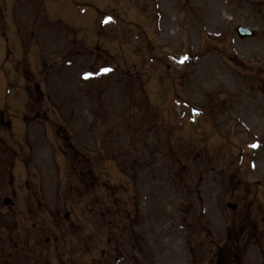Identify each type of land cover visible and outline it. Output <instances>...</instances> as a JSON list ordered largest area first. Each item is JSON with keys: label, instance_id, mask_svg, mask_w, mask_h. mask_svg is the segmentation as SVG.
<instances>
[{"label": "rangeland", "instance_id": "obj_1", "mask_svg": "<svg viewBox=\"0 0 264 264\" xmlns=\"http://www.w3.org/2000/svg\"><path fill=\"white\" fill-rule=\"evenodd\" d=\"M190 6L192 13L183 10ZM106 11L112 20L100 25L98 12ZM56 17L65 21L68 30L59 28ZM238 25L254 28V36L239 39L233 30ZM68 49L72 54L64 59L75 54L79 59L69 76L57 80L56 72L66 68L47 66L55 65L56 57ZM80 50L82 55H78ZM184 53L188 60L178 66ZM236 62L242 65L236 67ZM102 64L114 67L109 77L97 73L92 87L90 82L76 81L78 71ZM46 67L56 86L52 92L54 85L42 84ZM123 68L135 70L134 78L156 84L151 83L145 94L142 82L135 86L140 92L128 99L120 82ZM132 82L127 85L130 89ZM217 87L224 91L226 102L214 99L221 97L213 94ZM78 90L83 91L76 94ZM88 93V108L95 107L92 113L97 116L89 133L85 125L69 123L55 104L67 110L71 94H75L73 100L82 101ZM142 94L149 102L143 108ZM176 101L181 104L174 108ZM183 101L189 102V109L195 101L207 114L215 111L211 121L222 139L206 121L189 126L197 118L190 121L186 114H178V110L191 112ZM35 112L43 118L37 120ZM134 112L142 120L137 129H144L138 136L149 142L143 151L135 146L139 145L136 134L122 133V118ZM156 116L165 127L175 125L173 134L158 129ZM114 124L120 129L108 135L106 127ZM0 135V210L5 221L0 222V264H211L214 243L236 235L234 228L238 244L249 227L258 234L264 232V223L256 216L251 219L244 214L249 223L236 224L241 218L239 206L251 216L255 212V205L251 209L247 204L251 186L242 196L245 191L236 189V183L245 182L246 187L259 181V193L264 192V0H185V4L181 0H0ZM129 140L130 152L125 148ZM251 140L259 144L252 147ZM157 146L141 176L143 170H139L149 162V148ZM72 148L77 162L69 161ZM29 151L46 170L51 161L52 165L62 163L60 188L66 181L79 184L82 180L86 181L83 195H93L86 200L69 190L63 206L56 202L58 189L51 175L46 195L54 193L53 203L60 209L58 226L46 224L49 218L31 227L32 222L25 220V210L33 211L28 206L35 200L24 199L27 192L21 185L31 174L24 176V165L13 154L23 156ZM82 152L87 159L77 155ZM64 162L69 169L82 166L86 174L79 171L73 181ZM11 163L9 169L6 165ZM5 196L11 200L4 204ZM199 202L206 207L204 220L199 216L204 209ZM227 203H236L237 209L228 208ZM190 212L194 213L190 220L197 225L198 219L206 235L190 227L200 241H192L194 247L188 254L186 240L191 235L183 224H189ZM132 233L140 242H135L136 249L143 252L138 258L133 250L134 262L124 254ZM261 248L249 247L241 256L244 264H261L264 244Z\"/></svg>", "mask_w": 264, "mask_h": 264}, {"label": "water", "instance_id": "obj_2", "mask_svg": "<svg viewBox=\"0 0 264 264\" xmlns=\"http://www.w3.org/2000/svg\"><path fill=\"white\" fill-rule=\"evenodd\" d=\"M237 30H239V29H237ZM239 32H240L242 35L247 34V32H242L241 30H239Z\"/></svg>", "mask_w": 264, "mask_h": 264}]
</instances>
